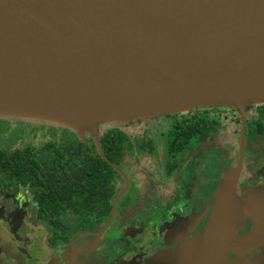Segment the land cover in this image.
I'll use <instances>...</instances> for the list:
<instances>
[{"label":"water","instance_id":"1","mask_svg":"<svg viewBox=\"0 0 264 264\" xmlns=\"http://www.w3.org/2000/svg\"><path fill=\"white\" fill-rule=\"evenodd\" d=\"M210 89L228 95L186 101L185 90ZM257 100L264 101V0H0L3 116L59 115L76 124L235 107L240 130L238 160L228 180L231 197L245 108ZM97 145L99 150L98 139ZM196 222L171 229L165 244L185 241L147 263L264 264V229L188 241ZM255 249L263 250L257 259L224 256Z\"/></svg>","mask_w":264,"mask_h":264},{"label":"rangeland","instance_id":"2","mask_svg":"<svg viewBox=\"0 0 264 264\" xmlns=\"http://www.w3.org/2000/svg\"><path fill=\"white\" fill-rule=\"evenodd\" d=\"M263 102V100L250 101L247 105L251 107L248 115L254 116L256 114L254 107L264 104ZM225 108L233 110V113L227 115L223 120V128L227 129L229 133L228 137L233 141L237 137L238 124L234 122L232 117L237 116L238 112L235 107ZM3 115L0 113L1 150H9L24 145L37 146L45 142L52 131H56L55 137L59 143L66 144L78 140H90L94 143V148L98 150L97 139L100 133L109 127L119 128L128 135L140 134L144 130H147V134L155 139L156 135L152 132V129L159 124V121L164 120L162 118L165 114L144 115L123 119L114 118L102 121L84 122L79 120L80 122L76 124H67V121L59 120L62 117H59V115H45L44 117H34L18 113H9L8 116ZM73 116L64 115L65 118ZM156 141L158 142H155V145L158 150L159 161H157V156L154 154L148 155V159L151 160L146 161L144 169L138 170L139 175L148 174L147 171L152 174L151 179H146V187L142 188L144 196L143 193L136 195V191L134 190L130 193L131 195L129 194L130 191L124 195H128L127 198L125 197V208L135 206L137 207V214L145 216L144 214L146 213L143 210H146L145 208L148 207L150 209L149 215L151 216V220H158L156 222V229L154 230L155 235L152 234L153 238L159 239L160 234L164 233L168 226L205 208L206 215L204 220L186 240L195 242L207 235H238L254 228L264 229V177L261 179L263 180V183H260L262 185L245 187L244 190H235L233 196L227 197L228 180L235 164V142L228 143L227 147H219L214 143L210 144L207 150H198L199 154L194 156L199 159V161H196L198 163L201 161H208L209 163L214 161L217 165V167L215 166L217 173L211 175L215 178L209 182L212 186H208L213 191L211 194H207L205 186L199 182L197 183L194 178L197 174L195 170L198 163L194 165L193 170L190 168L191 164H182L181 166H184V169L176 170L177 177H168L165 181L158 168L164 164L163 141L160 143V138L156 139ZM144 158L147 160V157L144 156ZM137 159L135 164H137L138 168L140 167V158L137 157ZM253 169L264 175V163ZM123 171L128 172V167H125ZM159 181L162 183V187L155 190L152 189V193H150V190H147L148 187L152 184H157ZM192 185H195L194 187H197L198 191L204 194V198L195 195L196 192L194 194V190L190 187ZM9 195H11V198H16L17 192L13 191ZM222 197L227 198L225 204L221 203ZM140 201L143 204H140ZM21 202L26 204L27 198L22 199ZM120 204L122 205V203ZM181 208H186V210L184 211ZM238 210L242 211L241 217L236 212ZM23 211L25 210L18 211V209L12 207L6 208L3 216L0 213V264H39L35 260L38 256L41 257V259H38L39 261L42 259H52L53 262H57L58 264H64L66 261H70V264H128L124 261L115 260L117 258H109L112 252L120 256L123 255L126 251H124L123 246L135 241V239L131 240L123 235L117 236L113 234V231L118 232V229L124 225L122 223L123 218L117 217L111 228L106 232L111 233L109 235L113 237L117 236L116 238L101 240L95 246V240L92 239L89 233L80 232L69 240L64 249H59L56 252L52 248L53 244L56 243L57 238L65 239V235H56L52 229L38 225L37 222L32 220L33 218L30 213H28L29 221H27V217ZM125 213L126 210H122L120 216ZM249 216L253 222L249 218L247 219ZM162 217L165 218L163 225L159 223ZM134 221L139 224L142 220L127 217L124 222L133 225L136 224ZM60 222L61 225L58 230L65 231V229L75 227L77 221L64 214L61 216ZM23 236L25 237L23 238ZM71 246H88L87 248L90 251L82 256L80 255L76 259L70 258L71 251H68V248ZM236 254L242 253H232V255Z\"/></svg>","mask_w":264,"mask_h":264},{"label":"trees","instance_id":"3","mask_svg":"<svg viewBox=\"0 0 264 264\" xmlns=\"http://www.w3.org/2000/svg\"><path fill=\"white\" fill-rule=\"evenodd\" d=\"M224 109L228 108L194 107L165 114L171 122L166 141L168 155L182 153L199 141L214 138ZM257 109L258 117L246 121L250 135L264 134V104ZM55 139L51 134L38 147L0 149V188L21 186L29 190L36 216L51 225L64 212L82 217L81 224L87 226L102 224L118 190L112 165L118 167L129 150L128 137L115 127L105 130L98 137L99 153H92L85 141L63 145Z\"/></svg>","mask_w":264,"mask_h":264},{"label":"flooded vegetation","instance_id":"4","mask_svg":"<svg viewBox=\"0 0 264 264\" xmlns=\"http://www.w3.org/2000/svg\"><path fill=\"white\" fill-rule=\"evenodd\" d=\"M250 108H251L250 106H247L245 108L244 143H243V148H242V157H241V161H240V167H239V170H238V173L236 176V180H235V190H238V189L244 190L245 187H256V185L260 186V185H262L260 183H263V180H261V179H263L264 175H262L260 172L256 171V169L254 170L253 168L256 166H260L264 163V134L262 135L260 133H256L254 135H250L247 132L246 121L251 119V118L256 119L258 117V113H259L257 106H256V107H254L256 114L254 116H249L248 111ZM232 111L233 110H231V109H224V111L222 113L223 117L221 119L219 131L217 134H215L214 138H211L209 140L199 141L198 143L194 144L193 146H190L187 150L183 149L184 152L182 151V153H178V154L173 155V156L168 155L167 148H166L167 137L171 131V122L169 121V117L167 115H164L162 118L164 120L159 121V124H157L156 127L154 126V128L152 129V132H154V134L156 135L155 139H154V137H151V135L147 134V132H146L147 130H144L140 134L128 135L123 130L118 128L122 133H124L128 137V140L130 142V148L126 152V154H124L122 161L118 164V167L113 165V167H116L122 175L112 167L114 169L115 173L117 174V177H115V179H114V181L117 180L116 185L118 186V190H117L115 196L119 192L121 193V195L118 197V199L114 205L113 214H112L111 211H112L113 201L115 198V196H114L112 204H111L109 216L100 225L95 224V225L87 226V225H85V223L81 224V222L83 221L82 217L71 216L67 212H64L61 215H59V217H57V223H55L54 225H51L47 221L39 219L36 216V213H35L36 209H35L34 202L31 199L30 191L23 189V187H21V186L14 187V188L12 187L9 189L0 188V213L3 216L4 210L6 208H12V207H15L16 209H18V211L25 210V211H23V213L27 217L26 218L27 221H29V216H28L29 214L28 213H30V215L33 218L32 220L37 222L38 225L44 226V227L46 226V228L52 229L56 235H61V234L65 235V237H66L65 239L57 238L56 243L53 244L52 248H54L53 250L56 252L59 249H64V246H66L67 243H69V240L72 239V237H74L75 234L80 233V232L89 233L91 235L92 239L95 240V243H94L95 246L101 240H108L109 238L113 239V238H116L117 236H121V235H123L126 238H129L131 240L135 239V241L132 242L131 244L123 246L124 251L126 250L123 255L120 256L117 253L112 252L109 258H112V257H113L112 259L117 258L115 260L124 261L128 264H146L148 262L149 258L152 257L154 254H156L162 250H165L169 247H172L174 245H177V243L184 242L185 240H182V241L177 240L175 242L165 244V238L164 237H166L167 233L171 229H173L174 227L185 224L192 219L193 220L197 219V222L195 223L193 228L191 230H189V232L187 233V235H186V238H187L204 220L205 215H206V208L199 211V212H196L195 214H191V215L187 216L186 218H182L181 220H178L174 224L168 226L165 231L163 230L164 231V233H162L163 235L160 234L161 236L159 237V239L153 238V235H155L154 230L156 229V225H157L156 222L158 220H156V219H155V221L151 220V216L149 215L150 209L148 207L145 208L146 210H143L146 213V214H144L145 216H140V214H137V207L131 206V207L125 208V206H124L125 205V199L128 196V195L127 196H124V195H126V193L128 191H130L129 192V194H130L132 192V190H134V191H136V195L138 193H141V194L143 193V196H144V192H142V188L146 187L145 186L146 185L145 184L146 179L147 178L151 179V177H152L151 176L152 174L148 171H147L148 174L139 175L140 173L138 172V170L144 169L146 161L151 160V159H148V155L154 154L155 156H157L156 157L157 161H159L158 160V158H159L158 150H157L156 145H155V142H157L156 139H158V138H160V143H161V141H163L162 146L164 148V154H165L164 164H163V166H161V167L159 166L158 168L161 171L163 177L165 178V181L168 177H174V178L177 177L178 174H176V170L184 169V166H181L184 163L191 164L190 168L194 169V165H196L198 163L196 161H199V159L197 157H194V156L199 154L198 150H207L208 147L210 146V144H213V143L217 144L219 147H227L229 145L228 143L235 142V164L233 167V170H234L236 163H237V160H238V139H239V130H240L239 115L237 114V116L232 117L234 122H236L238 124L236 140H233V141L230 140L228 137L229 133H228L227 129L223 128V126H224L223 120L227 117V115H229L230 113L232 114L233 113ZM109 128H111V127H109ZM109 128H107V129H109ZM107 129H105V130H107ZM104 131H102V132H104ZM50 133L56 135V131L55 132L52 131ZM55 141L57 144H62V143L57 142V139H55ZM81 141H83V140H81ZM84 141L87 143V145L91 149L92 153H95V152L99 153V150H96L94 148V143L92 141H90V140H84ZM77 142L78 141L71 142V143L75 144ZM71 143H66V144H71ZM40 145L41 144H39L35 147H38ZM63 145H65V143ZM24 146H26V145H24ZM29 146H32V145H29ZM21 147H23V146H21ZM16 148H19V147H16ZM194 148H196V149H194ZM11 149H13V148H11ZM144 156L147 157V160L144 158ZM137 157L140 158V161H139L140 167H138V168L136 166L137 164H135L136 160H138ZM153 164H155V162H153ZM215 166L217 167V165L214 163V161L211 163H209L208 161H201L196 165L195 171L197 174L194 176V178L196 179L197 183L199 182L203 186H205V188L207 190V194H211L213 191V189L208 188V186L209 185L212 186L211 184H209V182H211L215 178V177H212L211 175L212 174L215 175L217 173ZM125 167H128V170H129L128 172L123 171ZM206 175H208V176L206 177ZM124 178L126 179V182H127L126 187H124V182H125ZM206 184H208V185H206ZM194 186L195 185L190 186L194 190V194L196 192L195 195H198V196L204 198V194L201 191H198L197 187H194ZM161 187H162V183L159 181V182H157V184L150 185V187H148L147 190H150V193H152V189L155 190L156 188H161ZM248 190H251V189H248ZM13 191L17 192L16 198L15 197L11 198V195H9ZM137 191H139V192H137ZM26 198H27V203L23 204L21 201H22V199H26ZM195 200H193V201L195 202ZM120 203H122V205ZM140 204H143V203L140 201ZM181 209L184 211L186 210V208H184V209L181 208ZM122 210H126V213L124 215L120 216V213L122 212ZM64 214L67 215L71 219H76L77 222L75 224V227H73L71 229L70 228L65 229V231H59L58 228L61 225L60 218ZM111 214H112V216H111ZM117 217L118 218L121 217V219L123 218L122 223L124 225H122L120 227V229H118V232L113 231V234L117 235L116 237H113V236L109 235L111 233H106V232L108 231V229L111 228L113 223L116 221ZM127 217H133V219L138 218L139 220H142V221L139 224L134 221V223H136V224H133V225L130 224L129 225L128 223L124 222ZM248 218L250 219V216L247 217V219ZM164 220H165V218L162 217L159 220V223L163 225L165 223ZM250 220L253 222L252 219H250ZM28 223H30V222H28ZM248 232L249 231H246V233H248ZM246 233H243V234H246ZM243 234H238V235L240 236ZM24 237L25 236H23V238ZM138 238H140V239H138ZM87 247H83V246L72 247L71 246L70 248H68V251H71L70 252V256H71L70 258L76 259L80 255L82 256L83 254L89 253L90 249H88ZM60 251H62V250H60ZM232 253H242V254L232 255ZM262 253H263V250H259V249L251 250L248 252H227L225 257H227L228 259H232L235 257H239L242 259H257L262 255ZM31 257H33V256H31ZM31 257H29V259H31ZM52 257H53V254H52ZM38 259H41V257L38 256L37 259H35L37 262H39V264H58L57 262H53L52 259H49V260L48 259L47 260L42 259L40 261ZM129 259H131V261H129ZM64 264H70V261H66Z\"/></svg>","mask_w":264,"mask_h":264},{"label":"bare ground","instance_id":"5","mask_svg":"<svg viewBox=\"0 0 264 264\" xmlns=\"http://www.w3.org/2000/svg\"><path fill=\"white\" fill-rule=\"evenodd\" d=\"M189 91V92H188ZM184 92H188L186 95V101H191L192 99H211V100H216V99H222L226 97L228 94H225L223 91H216V90H202L201 92H196V91H191L190 90H185Z\"/></svg>","mask_w":264,"mask_h":264}]
</instances>
